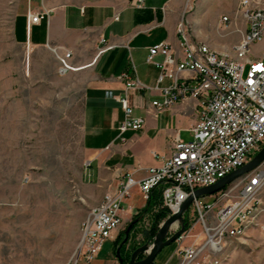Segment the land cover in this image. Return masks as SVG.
<instances>
[{
  "label": "rangeland",
  "instance_id": "374dc122",
  "mask_svg": "<svg viewBox=\"0 0 264 264\" xmlns=\"http://www.w3.org/2000/svg\"><path fill=\"white\" fill-rule=\"evenodd\" d=\"M131 1L0 0V264H76L82 225L89 211L98 205L91 202L96 187L87 176L89 162L82 139L83 75L38 70L37 52L28 61L26 51L13 40L14 19L30 7L42 5L53 8L103 4L120 8ZM240 3L241 0H185L179 23H184L190 39L198 38L214 49L232 53L239 40L238 34L232 32L243 25ZM253 50L256 58L262 57L264 38ZM29 62L32 70H24ZM44 62L50 69L51 62ZM259 168L264 170V163ZM199 200L212 205L215 197L205 195ZM224 201L216 203L222 205ZM146 207L147 202L119 229L122 242L126 239L124 232L138 220L129 234L126 252L130 257L125 264L134 253L132 249L152 246L159 231L151 235L153 215L165 209L163 201L152 212L142 214ZM186 219L192 226L185 240L165 248L154 264H178L183 249L194 241L193 236L205 238L194 206L186 212ZM181 227V223L175 224L169 236ZM119 246V238L107 242L98 262L107 264L109 257L118 261ZM228 251L227 264H264V212L257 226L244 237L230 241ZM144 258L145 255L139 257Z\"/></svg>",
  "mask_w": 264,
  "mask_h": 264
},
{
  "label": "built area",
  "instance_id": "2783aa9c",
  "mask_svg": "<svg viewBox=\"0 0 264 264\" xmlns=\"http://www.w3.org/2000/svg\"><path fill=\"white\" fill-rule=\"evenodd\" d=\"M133 5L142 8L144 0H134ZM240 6L246 31L232 53L218 52L202 43L191 44L183 22L177 30L182 37V56L166 43L149 49L147 62L160 70L158 85L166 79L171 81L170 86L160 89L163 100L152 103L154 111L159 115L180 101L195 99L199 119L190 130L192 140L176 136L171 155L159 167L150 168L142 180L128 176L117 192L106 194L89 211L81 228L76 264L92 263L107 242H115L123 223V204L135 186L145 202L161 188L163 206L171 216L195 191L217 184L263 149L264 51L261 58H256L253 49L264 38V4L262 0H241ZM42 19L41 13L28 14L27 27ZM109 48L105 46L100 53ZM159 55L163 57L161 62L156 61ZM71 56V52L57 55L63 73L75 70ZM186 72L190 76H185ZM120 79L125 94L114 99L123 111L118 128L123 135L144 127L145 119L135 115L128 92L145 87L129 73H123ZM214 197L212 205L199 199L192 205L200 214L205 238L193 236L194 241L183 249L178 264H227L230 241L244 237L257 226L264 212V170L258 168L244 175ZM221 199L224 203L217 205ZM187 234L184 231L177 241H184Z\"/></svg>",
  "mask_w": 264,
  "mask_h": 264
},
{
  "label": "crops",
  "instance_id": "0c3cea01",
  "mask_svg": "<svg viewBox=\"0 0 264 264\" xmlns=\"http://www.w3.org/2000/svg\"><path fill=\"white\" fill-rule=\"evenodd\" d=\"M133 1L120 8L103 4L30 7L13 22L15 44L26 51V60L37 52L38 70H59L57 55L71 52L73 73L83 75L81 128L89 162L87 176L96 187L93 205L101 203L106 194L117 192L128 176L146 178L150 168L159 167L171 155L176 136L192 140L190 130L199 119L195 99L180 101L159 115L152 106L154 101L163 100L160 89L170 86L171 81L166 79L158 85L160 70L147 62L149 49L166 43L182 56V37L177 30L185 0H144L142 8L135 7ZM37 13L43 19L28 28V14ZM242 24L232 32L238 34V42L246 31L244 21ZM189 40L193 45L202 43L212 50L230 53L214 49L198 38ZM107 45L111 48L100 53ZM162 60V56L156 57V61ZM44 61L51 62L50 69ZM24 70H32L30 62ZM123 73H129L145 87L128 92L135 115L144 118L145 124L138 132L121 135L118 128L124 115L114 98L125 94V84L120 79ZM184 75L190 76L188 72ZM145 205L135 186L123 204L122 221L132 218ZM89 264L102 263L96 258ZM107 264L121 263L109 257Z\"/></svg>",
  "mask_w": 264,
  "mask_h": 264
},
{
  "label": "water",
  "instance_id": "95a60500",
  "mask_svg": "<svg viewBox=\"0 0 264 264\" xmlns=\"http://www.w3.org/2000/svg\"><path fill=\"white\" fill-rule=\"evenodd\" d=\"M264 163V147L263 149L246 165L237 171L226 176L224 179L219 181L217 184L202 188L195 191L194 194L190 195L188 199L181 205L178 212L169 216L160 226L159 231L155 237L154 243L152 246H144L137 249L131 256V259L128 264H154L158 255L168 246L176 242L182 233L185 231L184 216L189 208L194 204L196 200L205 195H215L225 189L227 186L240 179L246 174L252 173L258 169ZM138 220L132 222V224L127 229V235L129 234L131 228ZM177 223H181L182 227L179 231L175 232L171 236V230L173 226ZM127 239L123 241L121 246L126 242ZM141 255H145L144 259H139ZM117 258L121 264L123 259L120 257L119 251Z\"/></svg>",
  "mask_w": 264,
  "mask_h": 264
},
{
  "label": "trees",
  "instance_id": "16d2710c",
  "mask_svg": "<svg viewBox=\"0 0 264 264\" xmlns=\"http://www.w3.org/2000/svg\"><path fill=\"white\" fill-rule=\"evenodd\" d=\"M158 189H160V190H158ZM157 190H158V192H157ZM161 204H162V189L161 188H157V189H155L152 192V194L150 196V199L147 201V207L143 210V213L142 214H145L146 212L147 213L152 212V210L157 205H161ZM168 214H169L168 210L166 208L165 209L162 208L156 214L153 215V224L154 225H153V228H152L151 235H153V236L156 235V233H157V231L159 229L158 228L159 227V224L163 220L166 219V217L168 216ZM134 221H136V220H134ZM184 222H185L184 223L185 224V231H187V230L190 229L191 224L189 223L188 219L184 220ZM137 223H135V225H133L132 228L135 227ZM132 228H131V230H132ZM131 230H130V232H131ZM130 232H129V234H130ZM124 234H125V238L127 240H126V242L122 246H121V244L123 243V241L121 242V238L123 237V234L122 235L120 234L118 238H119V245H120L119 246V254H120V257L123 259V263L125 264V262L129 259L130 256H129V253L126 252V246L128 244V241H129V234L127 235V230L124 232ZM174 244H175V242L173 244H171L170 246L166 247V249H171L174 246ZM135 251H136L135 248L132 249V252H135ZM117 255H118V253H117Z\"/></svg>",
  "mask_w": 264,
  "mask_h": 264
}]
</instances>
